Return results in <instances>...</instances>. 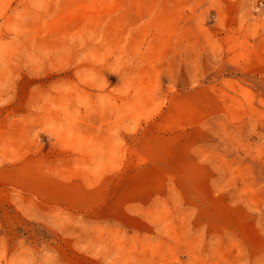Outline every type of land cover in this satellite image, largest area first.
Returning a JSON list of instances; mask_svg holds the SVG:
<instances>
[{
    "label": "rangeland",
    "instance_id": "374dc122",
    "mask_svg": "<svg viewBox=\"0 0 264 264\" xmlns=\"http://www.w3.org/2000/svg\"><path fill=\"white\" fill-rule=\"evenodd\" d=\"M0 264H264V0H0Z\"/></svg>",
    "mask_w": 264,
    "mask_h": 264
},
{
    "label": "crops",
    "instance_id": "0c3cea01",
    "mask_svg": "<svg viewBox=\"0 0 264 264\" xmlns=\"http://www.w3.org/2000/svg\"><path fill=\"white\" fill-rule=\"evenodd\" d=\"M164 113H162V117L166 116V109L163 110Z\"/></svg>",
    "mask_w": 264,
    "mask_h": 264
}]
</instances>
